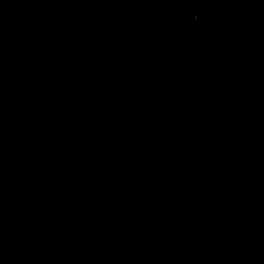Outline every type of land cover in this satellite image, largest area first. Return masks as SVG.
<instances>
[{"label": "water", "instance_id": "95a60500", "mask_svg": "<svg viewBox=\"0 0 264 264\" xmlns=\"http://www.w3.org/2000/svg\"><path fill=\"white\" fill-rule=\"evenodd\" d=\"M0 264H264V0H0Z\"/></svg>", "mask_w": 264, "mask_h": 264}]
</instances>
